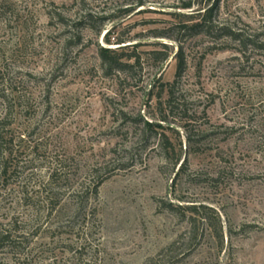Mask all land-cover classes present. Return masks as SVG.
I'll return each instance as SVG.
<instances>
[{
  "label": "rangeland",
  "instance_id": "374dc122",
  "mask_svg": "<svg viewBox=\"0 0 264 264\" xmlns=\"http://www.w3.org/2000/svg\"><path fill=\"white\" fill-rule=\"evenodd\" d=\"M185 1L0 0V264H264V0Z\"/></svg>",
  "mask_w": 264,
  "mask_h": 264
},
{
  "label": "trees",
  "instance_id": "16d2710c",
  "mask_svg": "<svg viewBox=\"0 0 264 264\" xmlns=\"http://www.w3.org/2000/svg\"><path fill=\"white\" fill-rule=\"evenodd\" d=\"M194 2L192 0H186L185 2H183L181 4L182 8H191L193 6ZM136 5L141 6L143 5L142 1H139L136 3ZM133 6H129V7H125L124 9H122L121 13L122 14H128L129 12H131L133 10ZM213 12V7H209L207 9L204 10L203 13L199 12V16L201 17V22L195 23L192 28H196L198 26H201L202 24L208 23L211 19V14ZM185 27V26H183ZM105 42L110 44V39L106 38ZM124 43L123 40H117L116 44H122ZM164 47H167L166 44H163ZM117 49L114 48H108V47H100L99 48V55L102 58L103 62L107 63L109 68H116V69H124L125 67H129V64L127 63H123L121 60V58H125L127 59H131L133 57V55H130L128 53H125L123 50L127 48V46L125 45H119L116 47ZM117 51H119L120 53H117ZM169 55V52H165L163 54V56L161 57L160 60H165ZM178 58H179V63H178V71L180 72L183 66V61H182V48H180L176 54H175ZM178 72V73H179ZM145 124L148 127H159L160 125L157 123H152V122H145ZM190 210V208H189ZM9 238L8 235H1V238Z\"/></svg>",
  "mask_w": 264,
  "mask_h": 264
}]
</instances>
